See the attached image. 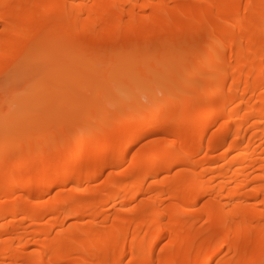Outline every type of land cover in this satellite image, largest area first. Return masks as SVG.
Segmentation results:
<instances>
[{
    "label": "bare ground",
    "instance_id": "6f19581e",
    "mask_svg": "<svg viewBox=\"0 0 264 264\" xmlns=\"http://www.w3.org/2000/svg\"><path fill=\"white\" fill-rule=\"evenodd\" d=\"M187 37L56 148L0 114V264H264V0H0V95L36 53L159 81Z\"/></svg>",
    "mask_w": 264,
    "mask_h": 264
},
{
    "label": "rangeland",
    "instance_id": "374dc122",
    "mask_svg": "<svg viewBox=\"0 0 264 264\" xmlns=\"http://www.w3.org/2000/svg\"><path fill=\"white\" fill-rule=\"evenodd\" d=\"M173 42L180 45L173 51V56L159 68L160 72L165 71V74L159 81L147 78L152 67L157 64V54L145 73L148 80L146 84L142 77L134 78L130 72L120 75L101 73L117 65L110 64L108 60L102 62L96 76L90 78L87 73L91 62L77 71L73 65L74 56L62 58V65L59 66L55 55L48 58L45 54L36 53L32 58L35 67L14 78L0 95V114L6 116L7 121L14 117H27L30 121H38V125L42 127L62 124L59 129H51L55 135L51 146L56 148L61 137H74L76 134H85L104 127L105 122L113 118L106 119L104 111L109 109L117 113L121 109V102L114 98L116 91L123 94L121 96L127 104L136 96L143 98L153 91L159 92L162 81L175 73L172 71V64L180 61L185 64L189 58L196 56L192 52L190 38H175ZM183 71H187V65ZM89 115L93 118L92 124L86 122ZM74 119L76 122L73 124ZM44 138L42 131L38 139Z\"/></svg>",
    "mask_w": 264,
    "mask_h": 264
}]
</instances>
